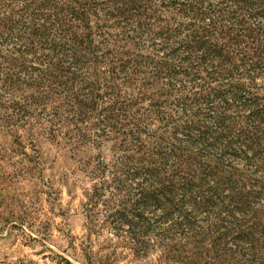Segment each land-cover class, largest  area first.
I'll return each instance as SVG.
<instances>
[{
    "label": "trees",
    "instance_id": "trees-1",
    "mask_svg": "<svg viewBox=\"0 0 264 264\" xmlns=\"http://www.w3.org/2000/svg\"><path fill=\"white\" fill-rule=\"evenodd\" d=\"M40 124L111 146L86 162L90 231L264 264V0H0V128Z\"/></svg>",
    "mask_w": 264,
    "mask_h": 264
},
{
    "label": "rangeland",
    "instance_id": "rangeland-1",
    "mask_svg": "<svg viewBox=\"0 0 264 264\" xmlns=\"http://www.w3.org/2000/svg\"><path fill=\"white\" fill-rule=\"evenodd\" d=\"M47 124L28 131L0 128V264H184L134 255L107 229L86 226V162L109 157L110 144H87L79 152L51 141ZM63 142V141H61Z\"/></svg>",
    "mask_w": 264,
    "mask_h": 264
}]
</instances>
